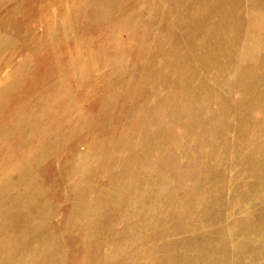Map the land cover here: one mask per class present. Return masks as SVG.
<instances>
[{"label":"rangeland","instance_id":"1","mask_svg":"<svg viewBox=\"0 0 264 264\" xmlns=\"http://www.w3.org/2000/svg\"><path fill=\"white\" fill-rule=\"evenodd\" d=\"M0 264H264V0H0Z\"/></svg>","mask_w":264,"mask_h":264},{"label":"bare ground","instance_id":"2","mask_svg":"<svg viewBox=\"0 0 264 264\" xmlns=\"http://www.w3.org/2000/svg\"><path fill=\"white\" fill-rule=\"evenodd\" d=\"M228 3V2H227ZM44 105V104H43ZM238 107V106H237ZM36 120V119H35ZM40 122V121H39ZM57 123V122H56ZM99 135V134H98ZM99 137V136H98ZM69 142V141H68ZM145 143V142H144ZM37 153V152H36ZM43 167V166H42ZM132 176V175H131ZM130 179V177H129ZM80 185V184H79ZM92 187V186H91ZM33 188V187H32ZM95 188V187H94ZM160 196V195H159ZM11 222V221H10ZM103 238V237H102Z\"/></svg>","mask_w":264,"mask_h":264}]
</instances>
